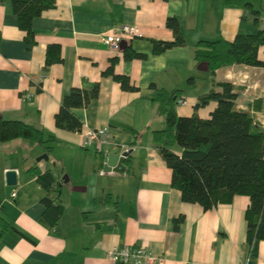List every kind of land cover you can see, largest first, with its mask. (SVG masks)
I'll return each instance as SVG.
<instances>
[{"label": "crops", "instance_id": "crops-1", "mask_svg": "<svg viewBox=\"0 0 264 264\" xmlns=\"http://www.w3.org/2000/svg\"><path fill=\"white\" fill-rule=\"evenodd\" d=\"M54 1L33 19L28 42L11 2L0 0V117L21 120L41 129L44 139L54 138L49 150L47 143L28 139L0 141V264H121L107 252L124 244L148 248L162 258L156 264H264V240H247L249 197L235 195L208 210L182 201L152 141V131L163 125L155 88L181 90L179 115L208 118L216 102L194 109L198 97L219 90L214 81L231 82L236 107L264 127V67L232 64L211 76L193 59L199 39L232 40L264 30V0H247L251 7L224 0ZM168 17L178 19L185 44L153 54L152 39H173ZM123 24L135 25L139 34L125 38L117 50L109 48L101 35ZM50 44L59 46L62 59L43 70ZM126 48L145 58L125 59ZM258 57L264 61V46ZM112 58H117L114 71L129 76L138 90L125 91L103 74ZM95 84L98 96L72 109L81 130L57 127L54 115L70 89L90 91ZM25 93L32 98L23 100ZM102 126L114 143L100 150L84 147L85 131ZM125 150H131L126 169L105 171L104 154ZM43 154L47 159L38 161ZM8 170H15L17 183L7 197ZM47 170L53 188L58 172L67 176L54 192L37 181ZM45 197L63 207L52 228L42 221ZM180 215L175 229L173 218Z\"/></svg>", "mask_w": 264, "mask_h": 264}, {"label": "trees", "instance_id": "trees-1", "mask_svg": "<svg viewBox=\"0 0 264 264\" xmlns=\"http://www.w3.org/2000/svg\"><path fill=\"white\" fill-rule=\"evenodd\" d=\"M9 1L18 27L26 32L27 41L32 42L33 19L43 10L54 7L55 1ZM224 2L226 5L251 7L247 0ZM166 26L173 31V39H152L153 54H160L169 48L185 44L176 17H168ZM261 46H264V30L253 34L239 33L232 40L220 36L214 39H199L194 44L193 59L197 64L204 63L211 76L215 74L216 69L232 64L264 67V61L258 57ZM124 58H145V54L126 48ZM61 59L59 46L48 45L43 70ZM116 60L117 58L111 59L103 74L111 76L125 91L138 90L129 76L114 71ZM213 83L219 90L211 89L200 95L194 105V109H197L210 100L215 101L216 106L208 118H201L196 113L190 116L179 115L176 105L181 90L155 88L153 100L157 102V112L162 116L163 125L160 129L152 131V141L171 170V186L180 191L182 201L198 203L208 210L219 203L230 202L235 195H246L249 197V204L244 212L247 240H264V127L249 112L236 107L238 93L231 82ZM98 91V84L90 91L71 88L54 115L55 125L69 131H80L82 122L73 114L72 109L87 106L98 96ZM16 138L40 144L47 143V150L52 148L49 143L54 140L53 136L44 139L43 131L31 124L0 117V141ZM175 148L180 149L179 154L175 152ZM56 180L53 188L54 177L49 170L37 174V181L48 192H54L62 183L59 179ZM44 202L47 210L42 221L52 228L63 212V207L53 205L48 197L44 198ZM182 220L181 215L173 218V227L178 229Z\"/></svg>", "mask_w": 264, "mask_h": 264}, {"label": "built area", "instance_id": "built-area-1", "mask_svg": "<svg viewBox=\"0 0 264 264\" xmlns=\"http://www.w3.org/2000/svg\"><path fill=\"white\" fill-rule=\"evenodd\" d=\"M138 34L139 32L135 25L123 24L109 32L103 33L101 39L109 48L117 50L125 38H132ZM22 98L23 100H30L32 94L25 93ZM178 102L184 104L186 100L179 99ZM84 137L83 146L86 148L100 150L103 146L114 143L112 133L107 126L89 128L85 131ZM107 257L111 261L121 264H156L162 260L160 256L153 254L144 246L128 244L114 245L107 252Z\"/></svg>", "mask_w": 264, "mask_h": 264}, {"label": "water", "instance_id": "water-1", "mask_svg": "<svg viewBox=\"0 0 264 264\" xmlns=\"http://www.w3.org/2000/svg\"><path fill=\"white\" fill-rule=\"evenodd\" d=\"M131 150H125L123 152H106L104 154V163L103 168L105 171H113L116 173H122L126 166L124 165V159L130 154ZM41 159L46 160L47 155L43 154L42 156L38 157V161ZM57 177L60 181H67V176L62 175L60 176L59 172ZM17 183V176L15 170H8L5 173V195L8 197L16 187Z\"/></svg>", "mask_w": 264, "mask_h": 264}]
</instances>
